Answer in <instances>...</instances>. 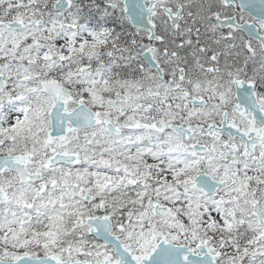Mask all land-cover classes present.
<instances>
[{"label": "snow or ice", "instance_id": "obj_1", "mask_svg": "<svg viewBox=\"0 0 264 264\" xmlns=\"http://www.w3.org/2000/svg\"><path fill=\"white\" fill-rule=\"evenodd\" d=\"M0 264H264V0H0Z\"/></svg>", "mask_w": 264, "mask_h": 264}]
</instances>
